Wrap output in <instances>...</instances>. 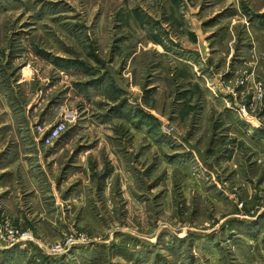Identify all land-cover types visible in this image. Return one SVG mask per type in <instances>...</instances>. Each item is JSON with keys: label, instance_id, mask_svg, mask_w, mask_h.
Here are the masks:
<instances>
[{"label": "rangeland", "instance_id": "1", "mask_svg": "<svg viewBox=\"0 0 264 264\" xmlns=\"http://www.w3.org/2000/svg\"><path fill=\"white\" fill-rule=\"evenodd\" d=\"M0 264H264V0H0Z\"/></svg>", "mask_w": 264, "mask_h": 264}]
</instances>
